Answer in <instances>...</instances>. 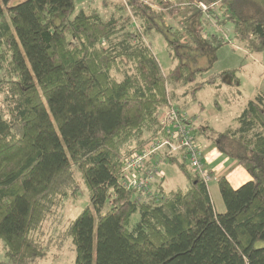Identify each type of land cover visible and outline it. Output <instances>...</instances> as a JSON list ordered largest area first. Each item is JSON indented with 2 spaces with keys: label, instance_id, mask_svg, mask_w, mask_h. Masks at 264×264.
I'll return each instance as SVG.
<instances>
[{
  "label": "trees",
  "instance_id": "16d2710c",
  "mask_svg": "<svg viewBox=\"0 0 264 264\" xmlns=\"http://www.w3.org/2000/svg\"><path fill=\"white\" fill-rule=\"evenodd\" d=\"M75 2L0 0V264H40L43 225L78 192V175L91 206L67 230L74 264H264L261 93L227 130H193L251 177L238 189L218 179L223 213L186 159L167 150L147 165L160 157L177 166L186 188L167 190L162 179L146 194L122 183L123 159L160 134L162 112L188 107L175 100L206 85H240L237 69L193 86L207 71L195 63L164 72L150 39L199 45L207 13L244 49L264 52V0H127L109 14L77 11Z\"/></svg>",
  "mask_w": 264,
  "mask_h": 264
},
{
  "label": "rangeland",
  "instance_id": "374dc122",
  "mask_svg": "<svg viewBox=\"0 0 264 264\" xmlns=\"http://www.w3.org/2000/svg\"><path fill=\"white\" fill-rule=\"evenodd\" d=\"M125 1L127 0H76L75 7L77 11L80 9L94 8L103 14H109L115 10V4L125 3ZM152 7L157 10L160 9L159 6L154 4H152ZM168 23L169 20L165 25ZM203 29L205 33L208 32L209 34H203L201 43L194 45V47L170 46L166 38L161 34L155 38H151L150 43L164 72H169L179 63H195L196 67L207 70L198 77L195 83H192V86L208 79L215 73L230 69L238 70L237 76L240 79L239 86H235L234 84L228 85L226 83L206 85L197 92L195 97L189 94L185 96L186 98L181 97L175 100L176 106L187 104L188 112L201 114L204 116L203 118L209 121L208 126H211L212 130L223 132L227 130L236 117L241 115L250 101L255 100L260 93L264 95V52L251 53L244 49L243 45L235 38V34L230 26H228L224 33L217 25V22L208 18L207 13H204ZM210 34L217 36V39L221 41V46L217 47V39L210 42ZM178 92L181 94L183 90H178ZM1 100L2 96H0V102ZM164 111H167V109ZM182 111L188 114L186 110L183 109ZM188 116L191 117L192 121L190 125L192 124V127L195 128L197 123L196 119L192 118L189 114ZM198 143L202 149V145L200 142ZM140 152L141 150L136 151L123 159V175L127 177L131 175L129 173L131 172V167L128 166V161L126 160ZM157 153H161V151ZM157 159L158 163L156 164H159V169L161 170L160 175L164 177L154 178L152 180L153 182L164 179V187L167 190L184 189L187 187V180L177 166L167 163L163 158L159 157ZM146 161H148V158L145 159ZM208 171L211 175L208 188L214 207L219 213H223L226 210V206L218 185V179L221 176H213L209 169ZM77 179L80 185L78 192L56 207L53 215L51 214L43 225L41 239L43 246L47 247L48 253L40 264L75 263L76 253L71 240L67 237V230L71 221L81 214L87 206H91L88 191L80 175L77 176ZM106 212L107 209L102 211V213ZM137 221L138 215H135L133 217V223ZM4 252L3 242L0 241L1 260L5 259Z\"/></svg>",
  "mask_w": 264,
  "mask_h": 264
},
{
  "label": "built area",
  "instance_id": "2783aa9c",
  "mask_svg": "<svg viewBox=\"0 0 264 264\" xmlns=\"http://www.w3.org/2000/svg\"><path fill=\"white\" fill-rule=\"evenodd\" d=\"M198 7L206 10L207 6L199 2ZM191 117L185 111L174 107L167 108L161 115L162 132L151 140L139 154L131 156L128 166L131 167V175H124L123 186L129 189H137L139 192H147L150 182L155 178H162L158 164L147 165L152 154L167 150L170 155L178 154L190 165L194 173L206 184L211 181V175L203 161V153L199 143L195 140L194 128L190 125ZM164 131V132H163ZM149 167V169H147ZM163 175V174H162ZM133 176V177H132ZM151 193L148 190L146 194Z\"/></svg>",
  "mask_w": 264,
  "mask_h": 264
},
{
  "label": "crops",
  "instance_id": "0c3cea01",
  "mask_svg": "<svg viewBox=\"0 0 264 264\" xmlns=\"http://www.w3.org/2000/svg\"><path fill=\"white\" fill-rule=\"evenodd\" d=\"M184 110L188 112L187 108ZM188 114L196 119V127H208L209 121L206 120V118H203L204 116L201 114L199 115L195 112H188ZM208 131H210V129L207 130V132ZM207 134L202 135L199 138V141L202 145L205 165L210 170L211 174L213 176H226L235 189H238L245 183L249 182L251 177L248 172L241 166H238L236 161L222 155L217 147L211 143L210 137Z\"/></svg>",
  "mask_w": 264,
  "mask_h": 264
}]
</instances>
